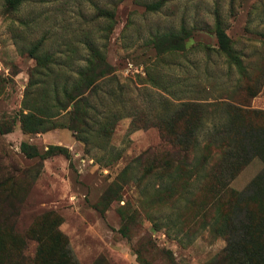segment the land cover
<instances>
[{"label": "rangeland", "instance_id": "374dc122", "mask_svg": "<svg viewBox=\"0 0 264 264\" xmlns=\"http://www.w3.org/2000/svg\"><path fill=\"white\" fill-rule=\"evenodd\" d=\"M154 4L159 7L154 9ZM217 18L242 59L240 68L217 52ZM182 27L191 33L186 51L161 60L151 46L152 36ZM42 38L48 39L52 53L88 38L106 46L114 77L101 83L97 96H104L106 110L119 118L110 144L122 157L113 165L101 164V153L86 152L67 129L22 133L17 118L35 66L28 51ZM256 90L264 94V0H29L11 14L0 0V125L11 126L10 133L0 134V180L25 171L19 183L32 184L15 231L23 234L36 217L53 212L79 264L97 259L108 264H225L222 238L186 214L181 231L172 228L167 224V202H146L130 181L126 166L132 159L148 149L162 153L171 146L154 127L130 132L129 114L137 109L154 120L155 111L170 112L176 100L230 96L249 110L264 112L252 105L250 94ZM255 119L264 123L263 114ZM22 142L41 153L50 145L65 147L70 160L63 155L27 159L20 151ZM263 168V160L253 158L231 188L243 191ZM123 210L134 217L129 238L119 231ZM35 251L36 242L28 241L23 264H32ZM9 255L5 264H16V254Z\"/></svg>", "mask_w": 264, "mask_h": 264}, {"label": "trees", "instance_id": "16d2710c", "mask_svg": "<svg viewBox=\"0 0 264 264\" xmlns=\"http://www.w3.org/2000/svg\"><path fill=\"white\" fill-rule=\"evenodd\" d=\"M27 1L2 0V3L11 14ZM152 7L157 9L159 5ZM216 22L217 52L225 56L229 64L242 67V59L219 18ZM190 36L182 27L178 32L153 35L151 46L163 60L166 55L183 54L185 41ZM47 43L48 39L42 38L28 51L35 66L29 73L17 118L22 133L33 135L67 129L83 144L86 152L101 153V164L113 165L122 157L110 144L119 118L110 109L106 110L104 96H97L101 83L114 77L105 54L106 46L88 38L78 46L65 44L52 53ZM76 53H80L78 58L72 56ZM259 92H252L251 99ZM175 103L170 112L155 111L154 120L137 109L129 114L130 132L154 127L171 146L162 153L148 149L132 159L126 166L130 181L146 202L151 200L155 205L167 202V224L172 228L181 231V221L186 214L193 216V221L200 220L205 229L222 238L226 242L222 251L225 264H264V168L243 191L230 186L253 158L260 157L264 162V123L258 124L255 119L264 112L249 110V105L232 96L212 101L205 98L176 100ZM10 132L11 126L0 125V134ZM20 151L27 159L41 161L56 155L68 160L71 157L67 148L56 145L48 146L41 153L36 146L22 142ZM24 173L0 180V264L10 258L9 253L16 254V264H23L28 241L36 242L32 264H79L67 237L59 230L62 221L55 213L39 215L23 234L15 231L19 208L32 186L19 183ZM115 191L109 193L115 195ZM121 219L120 234L129 238L134 217L123 210ZM136 255L140 260L138 250ZM93 264L108 263L97 259Z\"/></svg>", "mask_w": 264, "mask_h": 264}, {"label": "crops", "instance_id": "0c3cea01", "mask_svg": "<svg viewBox=\"0 0 264 264\" xmlns=\"http://www.w3.org/2000/svg\"><path fill=\"white\" fill-rule=\"evenodd\" d=\"M252 105L255 109L264 110V94L263 95H257L254 98Z\"/></svg>", "mask_w": 264, "mask_h": 264}]
</instances>
